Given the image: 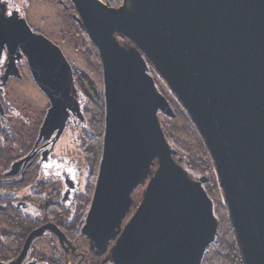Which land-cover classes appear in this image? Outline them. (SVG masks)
I'll use <instances>...</instances> for the list:
<instances>
[{
    "label": "water",
    "instance_id": "95a60500",
    "mask_svg": "<svg viewBox=\"0 0 264 264\" xmlns=\"http://www.w3.org/2000/svg\"><path fill=\"white\" fill-rule=\"evenodd\" d=\"M102 65L105 132L91 206L81 229L111 264H202L220 223L206 177L174 159L159 115L175 118L151 68L203 139L243 264H264V0H70ZM0 13V60L19 76L23 56L51 108L39 141L81 116L73 67L26 19ZM128 43H124V42ZM1 109V106H0ZM142 199L136 212L135 194ZM41 228L11 264H22ZM1 264V263H0Z\"/></svg>",
    "mask_w": 264,
    "mask_h": 264
},
{
    "label": "flooded vegetation",
    "instance_id": "af4514ba",
    "mask_svg": "<svg viewBox=\"0 0 264 264\" xmlns=\"http://www.w3.org/2000/svg\"><path fill=\"white\" fill-rule=\"evenodd\" d=\"M8 2L9 0H0V13L4 5L6 17L17 14L26 19L18 11L11 10ZM18 54L13 53V58L16 59L19 76H6L10 63L7 46L0 60V263L11 264L17 261L33 232L54 226L65 237L63 245L55 232L47 230L43 236L33 240L22 264H51L49 257L39 251L44 241L54 246L52 255L57 257L59 264L62 260L63 264H83L86 260L91 264H111L105 259L114 243L109 246L105 255L99 256L90 252L88 241L81 237V230L74 241L71 239L78 226L85 221L94 194L93 191L89 195L86 181L82 186V154L77 139L76 147L70 150H66L63 144L68 131L82 129L80 101L77 97L81 116L70 112L61 134L56 130L47 140L39 141L51 104L36 85L27 59L23 56L18 60ZM25 70L46 99V109L35 107L27 98L16 93L15 88L27 82ZM73 77L76 89L75 71ZM8 89L13 91L14 101L24 99L21 106H15L9 100ZM141 199L139 190L135 194L136 207L125 225L136 212ZM84 208L87 212L83 219ZM56 247L61 251H57Z\"/></svg>",
    "mask_w": 264,
    "mask_h": 264
},
{
    "label": "trees",
    "instance_id": "16d2710c",
    "mask_svg": "<svg viewBox=\"0 0 264 264\" xmlns=\"http://www.w3.org/2000/svg\"><path fill=\"white\" fill-rule=\"evenodd\" d=\"M62 1L59 2V6L64 8L66 15L71 22V26L75 27L78 31L77 35L81 36V42L83 43L81 44L83 46V55L85 59L90 65H92L93 68L98 67L100 72H102V65L98 50L90 40L87 32L80 25H78L74 19L76 10L73 4L70 0ZM102 1L112 8H118L122 5L123 0ZM124 43L126 44L128 42L126 41ZM75 77L77 82H79V85L82 87L81 90L85 93L83 94L85 107L82 111L83 119L81 123L83 126L86 125L87 131L85 130L82 139H77V142L79 143V149L82 154V164L86 165V170L88 173L86 189L89 191V195H91L96 184L102 158L103 138L105 132V105L103 100L101 102L102 104H99L94 97L86 93L84 77L79 75H75ZM171 106L175 111L174 113L176 117L173 119L170 118L169 124H166L165 126L162 124L165 137L171 147L176 151L175 157L178 155L181 156L182 160L177 158V161L179 163H183L182 161L186 162V166L184 167L181 165V163L179 165L184 168L189 173V175L191 172H199L202 175H205L204 177L208 176L206 177L208 182L204 186L207 190L209 186L216 184L212 159L205 147L203 139L197 132L196 128L192 125L187 113L178 107L175 108L177 105L171 103ZM190 128L195 129L193 135L196 136L198 140L197 142L201 154L200 156L193 155L189 150L188 144L181 139L185 136L190 137ZM214 211L220 223V230L216 242L207 251L203 264H206V262H208V264H243L240 251L236 245L235 235L224 208L222 206H216ZM86 212L87 209L84 208L82 212L83 219L86 215ZM83 225L84 221H82V223L78 226L77 230H79V232ZM51 264L58 263L51 261Z\"/></svg>",
    "mask_w": 264,
    "mask_h": 264
},
{
    "label": "rangeland",
    "instance_id": "374dc122",
    "mask_svg": "<svg viewBox=\"0 0 264 264\" xmlns=\"http://www.w3.org/2000/svg\"><path fill=\"white\" fill-rule=\"evenodd\" d=\"M61 1L62 0H9L8 4L11 10L18 11L19 14H21L22 16H24V18H26L28 24L30 25V27L32 28L34 32L44 35L50 41H52L54 44H56L62 49L64 55L66 56L71 66L73 67L75 71V75L84 77V82L86 85L85 86L86 93L94 97L96 101L100 104L102 100L104 101L103 73L100 72L98 67L93 68L92 65H90L88 61L85 59L83 55V46H82L83 43L81 42V36H78L77 29L71 26V22L69 21V18L67 17L64 11V8H61L59 6V2ZM102 2L105 3L104 1ZM122 4H123V1H122ZM150 74L154 78L159 91L170 102V104L172 103L174 105H177L175 106V108L178 107L182 111H185L181 107V105L178 103L176 97L171 93L166 83L158 76L156 71L151 68ZM25 75L27 76V82H24L21 86H17L15 88L17 89L16 93L21 97L27 98L35 107H39L40 109H46L47 107L46 99L39 92V90L37 89L33 81L31 80L26 70H25ZM75 87H76V92L78 95L77 97H78V100L80 101L82 111H83L85 107L83 94L85 93L81 90L82 87L79 85V82H77V80L75 82ZM8 93H10L8 94L9 100L11 99L12 103L15 104V106L16 105L21 106V101H23L24 99L14 101L13 100L14 97L12 94L13 91L8 89ZM159 119H160L161 124H163L164 126L166 124H169L170 122V118L164 115H161V114L159 115ZM80 130H81V133H79ZM85 130L87 131L86 125L82 126V129H77L76 131L72 130V131L67 132V136L63 140V144L65 145L66 150H70L76 147L75 140L79 138L82 139L83 134L85 133ZM194 130L195 129L190 128V131H189L190 137L181 136L182 137L181 139L188 144L189 150L191 151L193 155L200 156L201 154H200V150L198 147V142H197L198 140L196 136L193 135ZM177 158L181 159V156L178 155L177 157H174L176 162H178ZM182 162L183 163L180 162L181 165L183 167L186 166V162L184 161ZM180 163L178 162V164ZM213 171L215 175L216 184H212L211 186H209L206 191L214 202V209L216 206L217 207L222 206L225 210V213L228 216L227 206L225 205L224 199H223V192L219 188L215 170L213 169ZM191 174L190 175L194 179H199L205 176L199 172L197 173L191 172ZM81 177H82V186H84L85 181H87L86 179L88 177V173L86 170V165H83V164H82ZM94 189H95V186H94ZM228 220H229V216H228ZM78 235H79V230H76L75 234H73L71 239L74 241V239ZM47 245L49 246V248H47L48 247ZM53 247L52 245L44 241L39 247V251L40 253H43V254L45 253V255H47V257H49V259L52 262L58 263L57 257L52 255ZM56 249L59 252L61 251L59 247L58 248L56 247ZM84 253H86V251H84ZM61 264H63V260ZM83 264H91V262L86 260L83 262ZM206 264H208V262H206Z\"/></svg>",
    "mask_w": 264,
    "mask_h": 264
}]
</instances>
